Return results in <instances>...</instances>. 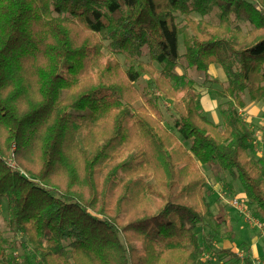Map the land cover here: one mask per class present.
I'll return each instance as SVG.
<instances>
[{
	"label": "trees",
	"instance_id": "obj_1",
	"mask_svg": "<svg viewBox=\"0 0 264 264\" xmlns=\"http://www.w3.org/2000/svg\"><path fill=\"white\" fill-rule=\"evenodd\" d=\"M181 60L223 70L210 78L220 123ZM143 75L151 96L134 85ZM245 95L264 99V0H0V199L29 246L19 262L0 231V264H221L204 258L213 235L195 231L208 212L198 164L235 179L264 224Z\"/></svg>",
	"mask_w": 264,
	"mask_h": 264
},
{
	"label": "rangeland",
	"instance_id": "obj_2",
	"mask_svg": "<svg viewBox=\"0 0 264 264\" xmlns=\"http://www.w3.org/2000/svg\"><path fill=\"white\" fill-rule=\"evenodd\" d=\"M189 16L195 20L203 18L210 22H214V17L212 14L202 17L198 13H190ZM183 18L184 15H179L177 21H181V24H183ZM104 44L106 45L107 41H104ZM183 51L184 47L182 44V37L180 36L179 52L182 53ZM103 54L105 59L108 58L112 61H119L124 68L126 67V62L123 55L112 53L107 48L103 49ZM141 59L145 62L148 61L146 56H143ZM176 71L179 74H182L193 80L203 110L208 98H210L211 101L213 100V102H216L215 108H218V104L222 101V99L218 98L215 91L219 90L220 86L218 84L212 83L210 78H219L220 76L225 77V74L219 65L213 64L210 68V71L208 68L207 73H202L196 72L192 68H188L186 61L181 60L176 67ZM207 78H209V80H207ZM149 81V76L143 75L134 85L142 94L151 96L152 93H155V91L154 89L149 88ZM157 94L163 98L162 100H159V106L163 113V126L169 131L176 133L173 128L174 113L172 110V103L163 97V93L161 91L158 90ZM244 98L247 100L246 103L252 102L247 99V95H245ZM259 102H262L261 104H263L264 99ZM139 103H142V101ZM255 108L257 110L259 109L258 107ZM259 110L264 111V104ZM239 112L244 120L248 119L249 117L252 120L264 119L263 114L255 113L253 109L251 113L248 110L245 111L243 109H240ZM205 114L209 118L210 112H205ZM252 120L250 122H246L253 132V136L251 138L250 155L255 159L257 158L264 166V126L256 127L257 124H254ZM174 145H182L187 148L189 146V142L182 141L178 136V141ZM123 157H125V155H122L119 159ZM8 163L13 165V162L9 160ZM198 168L206 178V184L202 188V195L205 203L208 206V212L207 214L205 213L203 222L197 225L195 231L199 237L201 235H213L210 248L206 249L204 258L215 263L219 262L221 264H227V262L234 260V258L227 260L228 255L221 253L220 251L230 246L232 248H236L239 254L243 256H250L249 249L251 246L250 243L252 236L261 235V232L264 230V224L261 228H259L254 223V220L261 221L260 215L257 212L255 206L251 203H248L240 184L235 179H232L227 174V172L221 171L216 165L206 166L198 164ZM234 197L240 198L244 207H246L250 218L253 220H246L245 215L240 214L237 209L232 207L231 201ZM192 203L194 205H201V208H203L201 204L202 201L197 197V195L194 196ZM7 219L8 213L6 203L3 199H0V231L2 236L5 237L9 242L8 250L13 251L16 255H19L17 260L20 262L21 256L29 252V246L25 244V237L22 234L14 235L9 230L7 226ZM227 224L231 226L232 234H229L227 231ZM241 243L244 245L241 246ZM232 264L243 263H240L239 260H234Z\"/></svg>",
	"mask_w": 264,
	"mask_h": 264
},
{
	"label": "crops",
	"instance_id": "obj_3",
	"mask_svg": "<svg viewBox=\"0 0 264 264\" xmlns=\"http://www.w3.org/2000/svg\"><path fill=\"white\" fill-rule=\"evenodd\" d=\"M212 65H210L209 71H210V68H211ZM224 79H225V77H223V76H220L218 78V80H220V81H224ZM252 102H253V104H252ZM252 102L246 103V105L243 108V110H245V111L248 110L251 113L252 109H253L255 113L264 115V111H262V110L260 111L259 110L260 107L264 103L261 104L262 102H259V101H252ZM215 105H216V102H213V100L211 101V99L208 98L206 100L204 111L205 112H210L209 120H211L213 123L218 124V123L221 122V119H220V116L218 114L217 108H215ZM255 107H258L259 109L257 110ZM245 120H246V122H250L252 119H250V117H249L248 119H245ZM252 122L254 124H257L256 127H263L264 126V119H253ZM250 244H251V246H250V249H249V253H250V258L253 261V264H264V230L261 232V235L252 236ZM230 248H231L232 251H235L237 253V255L240 257L239 262L243 263V261H242L243 255L239 254L237 252L236 248H232L230 246V247H227V248H224V249H230ZM230 258H231L230 256H227V260L230 259ZM232 262H234V260H230L229 262H227V264H232Z\"/></svg>",
	"mask_w": 264,
	"mask_h": 264
},
{
	"label": "built area",
	"instance_id": "obj_4",
	"mask_svg": "<svg viewBox=\"0 0 264 264\" xmlns=\"http://www.w3.org/2000/svg\"><path fill=\"white\" fill-rule=\"evenodd\" d=\"M231 205H232V207L237 209L240 214L245 215L246 220L251 219L250 216H249V213L246 210V207H244V205H243V203H242V201L240 200L239 197L232 198ZM251 220H253V219H251ZM254 223L259 228H261L263 226V222L262 221L254 220Z\"/></svg>",
	"mask_w": 264,
	"mask_h": 264
}]
</instances>
